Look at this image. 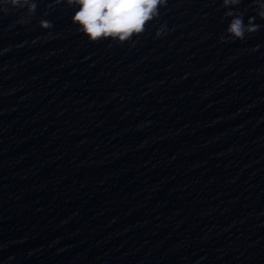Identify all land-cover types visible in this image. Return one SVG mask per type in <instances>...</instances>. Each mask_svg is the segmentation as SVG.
Returning <instances> with one entry per match:
<instances>
[{
  "label": "clouds",
  "instance_id": "obj_1",
  "mask_svg": "<svg viewBox=\"0 0 264 264\" xmlns=\"http://www.w3.org/2000/svg\"><path fill=\"white\" fill-rule=\"evenodd\" d=\"M4 0H0V3ZM13 7H27L28 12L34 14L37 4L35 0H8ZM57 3L61 0H56ZM69 5H78L71 20L78 25L90 42L103 40H115L124 43L133 35L142 34L146 26L153 19L160 16V8L167 5V0H66ZM240 0H223V4L235 5ZM233 16L232 12L226 13ZM259 15L264 19V11ZM41 27L51 28L49 21H41ZM260 25L254 23V17H250L248 25L244 24L241 16L233 18L227 28L228 34L233 40L243 41L246 33H255ZM161 33L157 32V36ZM221 42H225L221 37Z\"/></svg>",
  "mask_w": 264,
  "mask_h": 264
}]
</instances>
